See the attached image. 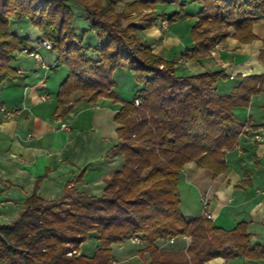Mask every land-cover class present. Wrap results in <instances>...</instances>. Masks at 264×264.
I'll list each match as a JSON object with an SVG mask.
<instances>
[{
    "label": "trees",
    "instance_id": "obj_1",
    "mask_svg": "<svg viewBox=\"0 0 264 264\" xmlns=\"http://www.w3.org/2000/svg\"><path fill=\"white\" fill-rule=\"evenodd\" d=\"M192 6L196 11L185 12ZM76 8L96 38L88 50L83 33L73 28ZM188 17L194 18L192 47L182 56L204 59L227 38L255 41L253 24L264 19V0H0V83L15 78L10 63L27 49V40L10 31L9 20L25 19L56 54V67L66 69L56 94L61 115L72 108L73 93L87 104L100 97L120 104L111 153L123 159L100 196L75 189L53 201L29 195L18 217L0 225V264H111L112 247L132 238L140 241L143 264H204L229 252L264 261V245L251 243L244 223L225 230L180 211L184 165L194 162L214 176L223 173L225 154L238 136L233 110L247 107L264 85V74L238 76L232 89L220 94L223 71L179 76L177 58L154 53L140 35L159 22ZM257 59L264 66V34ZM120 69L129 71L138 87L130 101L119 102L113 91L112 74ZM179 237L189 239L185 251L163 246ZM88 238L96 242L90 255L78 250Z\"/></svg>",
    "mask_w": 264,
    "mask_h": 264
},
{
    "label": "crops",
    "instance_id": "obj_2",
    "mask_svg": "<svg viewBox=\"0 0 264 264\" xmlns=\"http://www.w3.org/2000/svg\"><path fill=\"white\" fill-rule=\"evenodd\" d=\"M175 23H166L165 29L158 23L140 35L154 53L164 58L168 53L167 43L176 41L164 35L166 31H174ZM87 27L84 14L76 8L73 28L77 35L83 33L82 45L88 50L96 38ZM9 28L27 40L25 47L37 52L40 62L18 53L10 63L15 78L0 83V108L18 109L9 119L0 112V225L15 220L23 202L33 192L45 201L61 199L69 189L100 196L105 180L120 170L123 163L120 155L111 153L118 142L113 118L120 104L105 97L87 104L76 101L74 94L72 108L61 115L56 97V87L61 81L57 83V76L52 75L56 54L38 44L42 36L27 20L12 18ZM159 31L163 35L160 43L156 42ZM262 34L264 31L255 34L257 42L249 44L227 38L209 57L198 60H185L182 56L192 47L190 43L174 55L175 72L179 76H191L204 71H223L224 79L234 82L217 87L220 94H226L238 76L264 74V66L257 59ZM112 79L116 99L130 101L138 90L131 73L115 70ZM121 82L134 91L130 99L118 93ZM48 86L55 93L48 91ZM233 114L238 136L225 154L226 170L214 176L194 162L186 163L178 182L180 211L187 219L198 217L205 200V211L214 225L230 230L242 222L251 243L264 245V195L258 193L264 188V85L260 93L251 97L247 107L236 108ZM60 123H66L68 130L60 129ZM188 245L189 239L185 237L163 244L181 251ZM111 264L119 262L113 260ZM204 264H264V261H250L229 252Z\"/></svg>",
    "mask_w": 264,
    "mask_h": 264
},
{
    "label": "rangeland",
    "instance_id": "obj_3",
    "mask_svg": "<svg viewBox=\"0 0 264 264\" xmlns=\"http://www.w3.org/2000/svg\"><path fill=\"white\" fill-rule=\"evenodd\" d=\"M125 1H128V0H117V3L121 4L122 2H125ZM190 8L191 9H188V7H187L185 9V12L193 11V10L196 11V9H197L194 6H192ZM193 23H194V18L193 17L192 18L188 17L186 19H181V20L178 21V24L175 23L174 31H171V32H167L166 31L164 37H171V38H174L176 41H174L175 43H173V41H170V42L167 43V45L169 47L165 48L166 49L165 51L167 52V50H168V53L165 54L164 59H168V60L172 59L174 57V55L176 53H178V51H180V50L182 51L184 49V47H189L190 46V43H192V42L190 40L189 32H190V28L193 25ZM159 25L162 26L161 22H159ZM165 26H164V29H165ZM162 28H163V26H162ZM262 31H264V19L260 18V19L256 20L255 23L253 24V32L258 35V34L262 33ZM160 37H163L162 32H160L159 36L156 38V42L160 43V40H161ZM254 42H257V39L255 41H253V43ZM217 46L218 45H216L214 47V49H216ZM17 54H18V52H17ZM189 55L190 54H188V56ZM52 70L55 71L54 73H52V75L57 76V79H58L57 83H59V81H62L61 79H63V77H65V75L67 73L66 69L64 67H56V63L52 67ZM222 83H223V85H230V84H232L234 82H231L228 79L226 80L224 78L223 79H219L217 81V87H220V85H222ZM49 86L47 88L48 91H50L52 93H55V91L57 90V87H56V90H54L53 88H51ZM130 88L126 85L125 82H121L117 89H118V93L119 94H121L123 97H127V98L130 99L132 97V95L134 94V91L132 92V90ZM74 94L75 93H73V95ZM73 95H72V99H74ZM12 221H14V220H12ZM11 222H9V223H11ZM95 245H96L95 240L92 239V238H88L86 241H84L79 246L78 250H79L80 253L90 255L93 252V250L95 248ZM140 246L141 245L133 242L132 240L124 241L121 244L120 247L117 246V245L113 246L112 247L113 260L119 262V264H143V260L138 256V250L140 249Z\"/></svg>",
    "mask_w": 264,
    "mask_h": 264
},
{
    "label": "built area",
    "instance_id": "obj_4",
    "mask_svg": "<svg viewBox=\"0 0 264 264\" xmlns=\"http://www.w3.org/2000/svg\"><path fill=\"white\" fill-rule=\"evenodd\" d=\"M162 26H165L166 25V22L165 21H162L161 22ZM39 45L41 47H44V48H50L49 44L46 42V41H38ZM19 54H24V55H29V56H32L33 58H35V60L37 62H40V57L38 55L37 52H35L34 50L33 51H28L27 49H21L20 51H18ZM230 79L233 78V76H229ZM135 105H138V100H135ZM0 112L2 113V115L4 116V118L6 119H9V118H12L15 114L18 113V109H6V108H0ZM60 129L62 130H68V126L66 123H60L59 125ZM27 137H30V135H28ZM258 193L261 194V195H264V188H261L258 190ZM205 207H206V201L203 200L202 201V212H201V216H203L204 218L210 220V215L205 211ZM133 242L137 243V244H140V241L138 238H132L131 239ZM170 242H172V239H170Z\"/></svg>",
    "mask_w": 264,
    "mask_h": 264
}]
</instances>
